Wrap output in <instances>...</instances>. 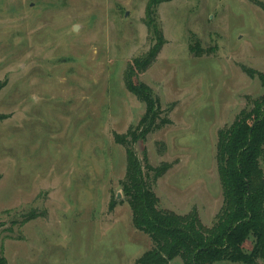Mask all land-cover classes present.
<instances>
[{"label": "rangeland", "instance_id": "rangeland-1", "mask_svg": "<svg viewBox=\"0 0 264 264\" xmlns=\"http://www.w3.org/2000/svg\"><path fill=\"white\" fill-rule=\"evenodd\" d=\"M149 2L0 0V255L9 264H136L151 250L134 228L120 186L126 150L114 140L146 113L125 73L151 47ZM258 3H161L168 43L135 79L172 120L135 145L154 167L173 164L154 186L159 207L179 215L196 208L209 228L224 203L219 132L264 96L243 69L264 74ZM254 244L250 237L246 253Z\"/></svg>", "mask_w": 264, "mask_h": 264}, {"label": "trees", "instance_id": "trees-1", "mask_svg": "<svg viewBox=\"0 0 264 264\" xmlns=\"http://www.w3.org/2000/svg\"><path fill=\"white\" fill-rule=\"evenodd\" d=\"M170 1L150 0L147 25L151 47L144 57L135 58L125 73V87L145 105V116L137 128L131 127L123 135L114 134L116 144L126 150L127 168L120 186L131 207L134 228L147 235L153 244L136 264H171L178 257L183 264L222 261L259 264L264 258V171L260 161L264 156V96L251 100L235 122L219 132L216 162L224 203L211 228L202 223L196 208L179 215L159 207L154 186L173 164L165 162L154 167L146 155L141 160L135 151L139 141L172 124L170 118L161 116L164 115L161 101L151 87L135 82L136 77L147 73L168 43L158 22V9L161 3ZM258 4L264 10V4ZM243 69L264 87L262 72L245 66ZM4 86H0V91ZM115 207L112 201L110 210ZM250 237L255 244L246 253L244 245ZM0 264H9L3 255H0Z\"/></svg>", "mask_w": 264, "mask_h": 264}, {"label": "water", "instance_id": "water-1", "mask_svg": "<svg viewBox=\"0 0 264 264\" xmlns=\"http://www.w3.org/2000/svg\"><path fill=\"white\" fill-rule=\"evenodd\" d=\"M74 30L76 31L77 30V27H75ZM118 198H121V194L118 195Z\"/></svg>", "mask_w": 264, "mask_h": 264}]
</instances>
